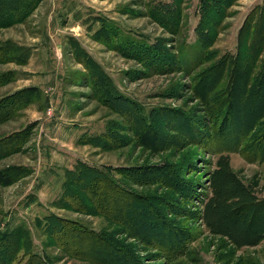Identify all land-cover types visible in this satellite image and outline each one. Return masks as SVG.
I'll return each instance as SVG.
<instances>
[{
    "label": "rangeland",
    "instance_id": "1",
    "mask_svg": "<svg viewBox=\"0 0 264 264\" xmlns=\"http://www.w3.org/2000/svg\"><path fill=\"white\" fill-rule=\"evenodd\" d=\"M263 2L0 0L9 264H264Z\"/></svg>",
    "mask_w": 264,
    "mask_h": 264
},
{
    "label": "trees",
    "instance_id": "2",
    "mask_svg": "<svg viewBox=\"0 0 264 264\" xmlns=\"http://www.w3.org/2000/svg\"><path fill=\"white\" fill-rule=\"evenodd\" d=\"M200 2H201V4H206L207 5V4L219 3V2H221V0H200ZM260 18H261V24L263 23V26H262L261 32H260V28L258 29V32H259V34H261V41H263V42H261V52H262L263 51V48H264V39L262 40V32H264L263 31L264 30V28H263L264 27V2H263V5L261 6V10L259 12V19ZM13 49H16V47L15 46H13V48L3 47V46L0 47V59H2V61L0 60V62H3V61L4 62L14 61V57H9V53L11 51H13ZM248 50H249V47H248ZM22 51L26 52L27 50L24 48ZM245 51H247V48L245 49ZM11 74L12 73H8V75L7 74H0V85H3L6 82H8V78L7 77L8 76L11 77ZM31 91H32V93H36V94L38 93V90L36 88H32ZM20 93L21 92L15 93L14 95L11 96V98H13L15 100L16 98L22 97L23 95H21L20 97H18ZM21 102H22L21 104H24L25 103V101H21ZM21 104H19L18 106L20 107ZM5 107H7V105L5 104V100H4L0 104V111L1 112L4 111V108ZM263 111H264V97H263V95L261 93V112H262V114H263ZM7 144H10V143H7ZM261 151H264V148L262 147V143H261ZM83 167H84V165H83ZM91 171L93 173L92 172H87V173H85L84 176H86V175H89L90 176L91 175L92 177L90 178V180H92V181L93 180L99 181V180H101L103 178V176L101 175V173L99 174L98 172H96V170H91ZM122 196H123V194H122ZM123 198H126V197L123 196ZM258 206H261V216H258L257 217L258 220L261 221V224H256L257 222L252 218L253 221L251 222V226L253 225L252 228L254 226H259L258 228L255 227V230L253 231V233H254V238L256 237L255 239H258V240H261L262 241V240H264V202L261 201V204H259ZM241 210L245 212V211L249 210V207H242ZM147 226H148V224L144 223V227L143 228L146 230L147 229ZM13 240L14 239L11 238L10 236L5 237L3 240H1V242H0V264H9V262L11 260H13L14 259V256L18 253L17 244H16L17 241H13ZM2 249H6V251L4 250L5 252H3ZM32 264H42V263L40 261H35Z\"/></svg>",
    "mask_w": 264,
    "mask_h": 264
}]
</instances>
